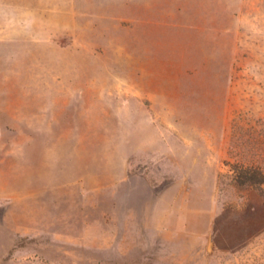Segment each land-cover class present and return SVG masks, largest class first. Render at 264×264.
I'll return each instance as SVG.
<instances>
[{
    "label": "rangeland",
    "instance_id": "obj_1",
    "mask_svg": "<svg viewBox=\"0 0 264 264\" xmlns=\"http://www.w3.org/2000/svg\"><path fill=\"white\" fill-rule=\"evenodd\" d=\"M6 5L0 264H264V0Z\"/></svg>",
    "mask_w": 264,
    "mask_h": 264
},
{
    "label": "crops",
    "instance_id": "obj_2",
    "mask_svg": "<svg viewBox=\"0 0 264 264\" xmlns=\"http://www.w3.org/2000/svg\"><path fill=\"white\" fill-rule=\"evenodd\" d=\"M6 7L15 10V15L8 17L14 22V28L10 31L16 33H38V32H65L71 31V20L73 14L71 12V0H64L61 5H55L53 0H5ZM67 8V12L53 13L49 11L51 8L57 7ZM66 26L68 28H66Z\"/></svg>",
    "mask_w": 264,
    "mask_h": 264
},
{
    "label": "trees",
    "instance_id": "obj_3",
    "mask_svg": "<svg viewBox=\"0 0 264 264\" xmlns=\"http://www.w3.org/2000/svg\"><path fill=\"white\" fill-rule=\"evenodd\" d=\"M238 123V121H236L235 120V127H236V124ZM257 140H255L254 138H253V140H252V144L253 145H256L257 144ZM253 164L251 165L252 167H254L255 165H254V163H258V161H256V162H252ZM237 164H238V167L241 169V170H243L244 169V164H245V162L243 161V160H241V159H239L238 161H237ZM251 167V168H252ZM255 168H257L258 169V167H256L255 166ZM245 170H246V172H241V173H239V175H237V184H239V185H242V184H245V183H247V182H251V183H256V184H259L260 183V181L258 180H256V178L257 177H261L263 174L262 173H255L254 175L253 174H251V173H249V172H251V170H247V168H245ZM251 174V175H250ZM226 176H224V175H222L221 176V181L219 182V185L220 184H222L223 183V181H222V179H224ZM263 177V176H262Z\"/></svg>",
    "mask_w": 264,
    "mask_h": 264
}]
</instances>
